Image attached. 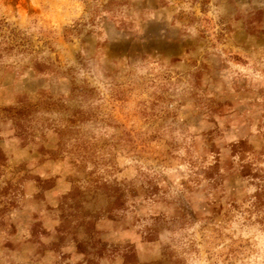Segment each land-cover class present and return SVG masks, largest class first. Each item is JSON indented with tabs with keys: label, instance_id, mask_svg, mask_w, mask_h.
<instances>
[{
	"label": "rangeland",
	"instance_id": "1",
	"mask_svg": "<svg viewBox=\"0 0 264 264\" xmlns=\"http://www.w3.org/2000/svg\"><path fill=\"white\" fill-rule=\"evenodd\" d=\"M0 264H264V0H0Z\"/></svg>",
	"mask_w": 264,
	"mask_h": 264
}]
</instances>
